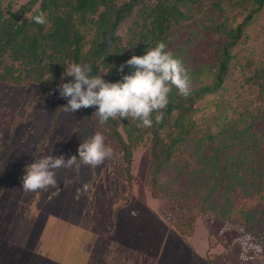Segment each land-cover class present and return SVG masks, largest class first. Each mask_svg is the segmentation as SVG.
I'll list each match as a JSON object with an SVG mask.
<instances>
[{"label": "trees", "instance_id": "obj_1", "mask_svg": "<svg viewBox=\"0 0 264 264\" xmlns=\"http://www.w3.org/2000/svg\"><path fill=\"white\" fill-rule=\"evenodd\" d=\"M13 1L0 0V82L11 86L54 89L74 79L64 75L72 63L90 64L93 74L116 82L131 71L125 67L121 73V64L158 41L188 65L185 47L194 43L196 30L209 29L217 43L210 47L209 61L197 63V69L186 65L190 94L185 97L173 87L162 122L155 121L154 112L152 127L132 117L104 124L120 147L129 186L132 150L149 139L150 194L168 204L165 215L180 235L192 236L196 218L211 216L264 244V111L222 99L224 83L232 77L231 51L264 0H248L250 8L232 16L216 2L212 15L201 13L195 22L191 11L201 0H27L16 9ZM41 10L46 24L32 19ZM126 19L132 20L123 42L118 31ZM186 21L183 29L191 36L182 43L176 28ZM245 84L255 86L258 100H264V64L248 72ZM217 93L215 111L196 118V103ZM94 108H84L86 125Z\"/></svg>", "mask_w": 264, "mask_h": 264}, {"label": "rangeland", "instance_id": "obj_2", "mask_svg": "<svg viewBox=\"0 0 264 264\" xmlns=\"http://www.w3.org/2000/svg\"><path fill=\"white\" fill-rule=\"evenodd\" d=\"M26 1H13V9ZM216 2L227 7L229 16L250 8L248 0H201L191 11L196 14L192 22L201 13L212 15ZM131 20L126 19L118 31L123 42L129 39ZM186 27L187 21L176 28L177 41L183 43L191 36L184 31ZM194 36V43L185 47V59L191 60L189 67L197 69V63L209 61L210 47L217 43L206 28L196 30ZM231 56L232 77L224 83L222 99L231 104L242 100L250 109L264 111V100H258L256 87L245 84L248 72L264 64V6L245 26ZM61 85L49 89L31 83L11 86L0 82V264H41V253L42 264H51L48 257L58 231L66 240L70 231L72 241L80 236L83 241L99 240L97 245L108 236L109 242H121L126 252L128 248L138 249L145 264L151 256L161 258L159 264H264V244L241 230L224 228L219 218L197 217L194 236L180 235L165 215L168 204L150 194L149 139L132 150L129 186L120 147L95 114L96 106L86 125L83 107L75 112L64 107L71 98L64 100ZM220 96L201 98L195 105L196 118L215 111ZM118 131L124 136L121 125ZM96 132L103 133L105 143L113 148V155L103 164L81 162L78 167L54 169L58 183L46 189L33 191L22 186L27 165L47 155H63L65 160L76 155L79 159V146ZM76 233H80L78 237ZM94 250L98 255L99 247ZM91 252L90 244L83 253Z\"/></svg>", "mask_w": 264, "mask_h": 264}, {"label": "clouds", "instance_id": "obj_3", "mask_svg": "<svg viewBox=\"0 0 264 264\" xmlns=\"http://www.w3.org/2000/svg\"><path fill=\"white\" fill-rule=\"evenodd\" d=\"M32 19L37 24L48 22L43 10ZM125 67L131 68L130 74L111 82L101 74H93L90 64L72 63L64 75L74 79L60 88L61 96L71 98L64 107L75 112L82 107L96 106L95 114L101 123H107L110 118L132 117L139 120L141 126L152 127L154 112L155 121H163L165 113L162 110L169 104L173 87L185 97L190 94L188 70L184 62L168 50L164 41H158L143 55H133L119 66V71L124 73ZM78 153L79 159L76 155L67 160L63 155L37 159L26 166L22 186L33 191L55 186L58 181L54 169L78 167L81 162L101 165L113 155V148L105 143L103 133L96 132L79 146Z\"/></svg>", "mask_w": 264, "mask_h": 264}, {"label": "crops", "instance_id": "obj_4", "mask_svg": "<svg viewBox=\"0 0 264 264\" xmlns=\"http://www.w3.org/2000/svg\"><path fill=\"white\" fill-rule=\"evenodd\" d=\"M69 233L70 234L67 240L64 236L60 237L61 233L59 231L58 235L53 237L51 257H48L51 264H145V261L141 259V256L138 253V249L128 248V251L126 252L124 251V245H122L121 242H109L107 239L108 236L97 245L96 242L99 240L95 243L93 240H90V242L86 240L83 241V239L79 236L80 233H76V237H79L76 241H72V233L70 231ZM65 240L67 241L66 244ZM64 244L65 250H63ZM90 244L92 252L84 255L83 251L85 250V247ZM95 247H99L98 255L96 254L97 251L94 250ZM94 251L96 253H94ZM38 258H40L43 262L44 254H39ZM160 259H153L151 256L150 262H147L146 264H159Z\"/></svg>", "mask_w": 264, "mask_h": 264}]
</instances>
